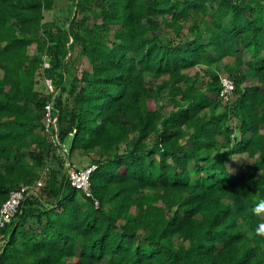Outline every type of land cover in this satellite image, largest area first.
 <instances>
[{
    "label": "trees",
    "instance_id": "trees-1",
    "mask_svg": "<svg viewBox=\"0 0 264 264\" xmlns=\"http://www.w3.org/2000/svg\"><path fill=\"white\" fill-rule=\"evenodd\" d=\"M72 1L101 21L46 19L56 0H0V207L53 152L47 78L70 157L98 152L92 196L53 169V201L28 197L0 230V264H264V216L251 214L264 199V0ZM78 47L90 68L67 87ZM231 55L237 98L224 102L211 66ZM199 65L204 87L185 71Z\"/></svg>",
    "mask_w": 264,
    "mask_h": 264
},
{
    "label": "rangeland",
    "instance_id": "rangeland-1",
    "mask_svg": "<svg viewBox=\"0 0 264 264\" xmlns=\"http://www.w3.org/2000/svg\"><path fill=\"white\" fill-rule=\"evenodd\" d=\"M85 15H89L88 16V24L89 25H93L95 22L101 21V19L97 18L94 14L89 13V12H87V14H86L85 12H82L81 10L77 9L76 4L72 0H56L54 8L50 11H47L45 17H46V19L60 20L62 22H65L67 25H69V22L72 19L79 21ZM191 22L192 21L186 22V25L184 28V36H190L191 35V32L189 30V25H191ZM163 34L166 36H169L170 38L176 37L174 32L171 30H168V29L165 30L163 32ZM102 37L111 43L115 39V32H114V30H111L108 33L104 32L102 34ZM29 52L31 54L36 53L37 52V46L32 44L29 47ZM46 59H48V58H46ZM70 62H71V69H72L73 74L70 75L68 72L65 75V81L64 82H65L67 87H70V85H71L70 83H71L75 74H77L78 77H80L83 70L90 68L89 59L85 55L81 54L79 47L76 51H73L72 55L70 56ZM234 63H235V56L231 55V56L225 57L221 61L215 62L211 66V68L220 69L219 72H220V77H221V75H230L229 72L227 71V69L225 68V65L226 64H234ZM207 68H208L207 65H199V66L191 67L185 71L187 73L193 75V77H199V85L204 87L205 82H206L205 70ZM1 75H2V71L0 70V76ZM230 76L232 78L234 77V75L233 76L230 75ZM165 77H168V76H165ZM162 78H159L158 81H161ZM251 82L256 83L257 80L255 78H252ZM52 84L54 87L53 95H56L55 96V102H56L57 96H58V94H60V89L56 90V87H55L56 84L54 82ZM38 87L44 89L45 91H49L47 89V87L44 85V83H39ZM48 88H50L49 85H48ZM167 90H168L167 88L164 89L162 91V93H166ZM236 98H237V94L234 93L232 102ZM164 103L166 105L165 113H168L169 109L173 105V101L167 97L164 99ZM63 143L65 144L63 147H61V146L57 147L53 143V152H52L51 157H50L49 162H48V165L50 168L49 174H51L52 170L54 169L59 173L60 178H62L63 175H65V173L68 175V169H67V165H66V157L64 155L63 149H64V147L70 149V146H69L70 145V138L67 139L66 142H63ZM96 157H98V152H90V153L77 152V153L71 155V160H72V163H74L75 165L82 167V166H86V165L91 164L92 160L95 159ZM49 174H48V176H49ZM44 186H45V183H44V185L40 186L39 189H37V195L36 196H39L40 198H42L45 201V203H49V202L53 201V197H51L49 195L48 191L45 189Z\"/></svg>",
    "mask_w": 264,
    "mask_h": 264
},
{
    "label": "built area",
    "instance_id": "built-area-1",
    "mask_svg": "<svg viewBox=\"0 0 264 264\" xmlns=\"http://www.w3.org/2000/svg\"><path fill=\"white\" fill-rule=\"evenodd\" d=\"M44 56L45 66H49V61ZM221 89L219 90V97L224 102H231L235 93V82L229 75H221ZM52 79L47 78V84L51 92H54ZM55 96L45 104L44 117H45V131L49 137V140L54 143L57 147H63L65 144L61 141L59 135V121H58V110L55 107ZM76 129L70 132V136H73ZM66 157V165L68 169V177L71 183L81 189L87 196H92L91 189V174L96 169V164H89L86 166H77L72 163L70 157L69 148L63 149ZM49 165L44 167L39 174V177L32 183L23 184L20 188L12 190L9 197L3 202L0 207V230L7 224L10 223L15 216L22 211L25 200L28 197L37 195V189L44 185L49 174ZM95 204L98 206L99 201L96 199Z\"/></svg>",
    "mask_w": 264,
    "mask_h": 264
},
{
    "label": "clouds",
    "instance_id": "clouds-1",
    "mask_svg": "<svg viewBox=\"0 0 264 264\" xmlns=\"http://www.w3.org/2000/svg\"><path fill=\"white\" fill-rule=\"evenodd\" d=\"M251 214L256 217L264 216V199L259 200L251 208ZM254 234L257 237H264V222H261L254 229Z\"/></svg>",
    "mask_w": 264,
    "mask_h": 264
}]
</instances>
